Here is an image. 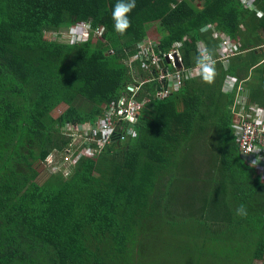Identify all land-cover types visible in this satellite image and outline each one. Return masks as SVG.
<instances>
[{
  "label": "trees",
  "instance_id": "16d2710c",
  "mask_svg": "<svg viewBox=\"0 0 264 264\" xmlns=\"http://www.w3.org/2000/svg\"><path fill=\"white\" fill-rule=\"evenodd\" d=\"M115 3L0 0V264H197L207 251L226 263L262 260L264 179L233 136L236 92L221 87L236 78L242 106L264 109V18L239 0H136L121 35ZM77 23L88 24L86 40L51 39ZM206 27L239 44L226 64L215 62L212 83L196 77L163 100L147 98L135 136L93 145L95 156L67 176L53 170L65 167L63 125L94 122L131 85L143 82L138 101L154 94L157 69L134 59L141 43H158L156 55L180 43L189 68L197 42L217 59ZM241 204L246 217L236 215Z\"/></svg>",
  "mask_w": 264,
  "mask_h": 264
},
{
  "label": "built area",
  "instance_id": "2783aa9c",
  "mask_svg": "<svg viewBox=\"0 0 264 264\" xmlns=\"http://www.w3.org/2000/svg\"><path fill=\"white\" fill-rule=\"evenodd\" d=\"M264 0H239L240 5L251 12L264 18V11L258 7L260 2ZM205 31H211L213 38L217 42L216 53L217 59L215 62H223L226 64L228 60L239 53V44L233 42L228 36H219L213 27H206ZM90 29L88 24L77 23L74 26L64 30L61 34L57 32L50 33L51 39H64L70 43H78L86 40L89 37ZM102 28H97L94 35L100 38ZM159 46L158 43L144 42L138 46L137 55L134 59H138L142 63L144 69L155 67L157 69V76L151 73L150 81L157 83L154 97L157 100H163L170 94L177 91L184 80L193 79L196 76L195 66L186 68L183 65L179 48L180 43H174L169 51L161 55L154 54L155 49ZM207 47L203 42L196 43V50L198 48ZM145 62H149L146 64ZM177 65L180 68H177ZM192 72L193 78H187V74ZM143 82L138 85L129 86L128 91L131 94L122 96L116 107H111L106 110L104 114L98 117L94 122L85 123H66L60 128L61 134L69 139L67 146L60 154L64 164V168L56 167L53 170L62 172L64 176L70 173V167H73L78 161L83 158H92L95 156L96 145L101 148L109 144L115 134L120 136L121 140L132 136L135 133L133 126L138 121L139 111L142 110L147 98L141 101L136 100V95ZM223 92L235 91V103L232 106V132L235 137V142L239 148L242 158L264 179V109L253 104L245 109L242 106L240 97L243 89L236 78L226 76L224 78L222 87ZM56 156V155H55ZM52 162L51 157L47 159ZM253 161L256 163L253 164Z\"/></svg>",
  "mask_w": 264,
  "mask_h": 264
},
{
  "label": "clouds",
  "instance_id": "9594fccd",
  "mask_svg": "<svg viewBox=\"0 0 264 264\" xmlns=\"http://www.w3.org/2000/svg\"><path fill=\"white\" fill-rule=\"evenodd\" d=\"M136 8V0H116V3L112 11V20L114 22V31L123 35L126 30L131 26V21L129 19V14ZM260 18V17H259ZM204 30L203 28L201 29ZM264 50V40L263 43L257 48ZM264 60L262 61V63ZM195 73L196 76L201 78L206 83H212L216 76L215 60L213 52L207 47L198 48V55L195 60ZM187 78H193L192 72L187 74ZM135 136V133H132ZM256 162L253 161V164ZM236 215L241 217L247 216L246 207L241 204L236 209Z\"/></svg>",
  "mask_w": 264,
  "mask_h": 264
},
{
  "label": "rangeland",
  "instance_id": "374dc122",
  "mask_svg": "<svg viewBox=\"0 0 264 264\" xmlns=\"http://www.w3.org/2000/svg\"><path fill=\"white\" fill-rule=\"evenodd\" d=\"M94 39H96V38H94ZM252 86H253V88H255V90L257 89V86L255 84H253ZM262 86H263V88H261L260 91L264 92V83ZM262 99L264 100V96L262 97ZM62 109H63V107H59V108L55 109L52 112L53 117L58 116L60 114V112L62 111ZM49 163H51V160L49 161ZM40 178H41L40 180L45 179L44 176H42ZM173 246L177 247V244H173ZM207 253H208V251L206 252V254H203L201 258H199V257L196 258V260H198L197 264H233L234 263L232 261H227L229 263H226L225 260H222L223 259L222 255L217 257L213 254L209 255ZM170 258H171V260L166 261L164 258L160 257L159 259H156L155 262H158L159 264H187L185 262L186 259L184 257H170ZM254 264H264V257L262 260H255Z\"/></svg>",
  "mask_w": 264,
  "mask_h": 264
},
{
  "label": "crops",
  "instance_id": "0c3cea01",
  "mask_svg": "<svg viewBox=\"0 0 264 264\" xmlns=\"http://www.w3.org/2000/svg\"><path fill=\"white\" fill-rule=\"evenodd\" d=\"M262 63V60L261 61H259V64H261ZM155 93V92H154ZM246 93V92H245ZM143 98H151V100L152 99H155V100H157L155 97H154V94L152 95V96H150L149 94H146V96L145 97H143ZM157 101H160V100H157ZM257 105V104H256ZM259 106V105H258Z\"/></svg>",
  "mask_w": 264,
  "mask_h": 264
},
{
  "label": "water",
  "instance_id": "95a60500",
  "mask_svg": "<svg viewBox=\"0 0 264 264\" xmlns=\"http://www.w3.org/2000/svg\"><path fill=\"white\" fill-rule=\"evenodd\" d=\"M177 68H180V67L177 65Z\"/></svg>",
  "mask_w": 264,
  "mask_h": 264
}]
</instances>
